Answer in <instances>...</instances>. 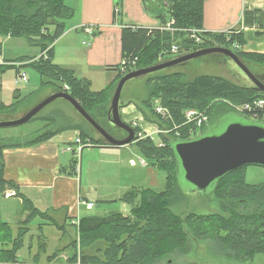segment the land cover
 I'll list each match as a JSON object with an SVG mask.
<instances>
[{
	"label": "trees",
	"instance_id": "obj_1",
	"mask_svg": "<svg viewBox=\"0 0 264 264\" xmlns=\"http://www.w3.org/2000/svg\"><path fill=\"white\" fill-rule=\"evenodd\" d=\"M142 1L146 10L164 26L172 19L175 23L171 29L151 31L124 28V57L138 58L136 68L130 69L129 72L172 59L169 57L173 55V45L180 47L181 54L213 46L233 50L234 44L242 48L245 45L242 32L232 31L226 35L204 29V6L209 0ZM73 15L74 10L66 4V0H0V36L25 38L47 54V58H19L17 61H7L6 64L0 65V74H5L13 68L19 74L22 68H31L40 77L38 91L24 99L15 96L12 105L0 104L1 116L15 115L23 106L26 108L31 104L41 91L54 88L56 92L62 91L72 95L99 123L100 119L107 118L112 92L124 75L118 76L115 85L94 92L90 81L77 78L73 70L53 62L54 44L65 33V23L71 20ZM51 26L55 27L53 31L49 30ZM192 30L201 32L199 34L206 40L204 45H197L190 39ZM235 52L246 65L251 63L264 66V54L247 53L243 50ZM65 85L69 87L68 90H65ZM146 85L147 99L132 104L160 129H173L174 125L162 122L150 104L152 99L158 98L170 110L175 124L182 126L180 138H177L175 133L160 135L165 147H157L150 137L137 138L134 143L141 154L166 176V189L156 192L145 188L126 193L123 201L128 204H135L136 199L140 197V204L129 216L110 213L105 216L82 217L77 224L78 240L75 239L69 246L57 249L48 261L54 262L68 251L66 264H175L172 257L177 253L186 252L192 238L195 241L215 240L225 249L228 256L235 258L237 264L254 263L257 256L264 255V182L259 185L248 184L247 167L242 168L225 176L213 189L221 209L229 213V216L221 213H189L187 216H180L171 208L176 203L179 170L172 143L189 141L200 135L197 129H194L192 134L189 133L190 128L184 125V111H206L211 122L214 110L219 106L222 105L225 113H238L235 107L254 103L259 99L264 100V93L221 77L198 76L188 82L186 74L179 72L153 74L146 80ZM242 115H245L246 119L264 124V113L257 115L258 119H254L251 113ZM40 121L46 124L24 139L3 138V129H0V197L8 190H13L15 196L22 199L23 213H28L15 234L11 226L2 219L0 211V264H20L18 253L29 234V226L38 218L51 221L63 235L66 233L65 226L58 225L48 214L39 211L33 202L22 194L15 182L5 178L4 152L8 149L32 148L70 131L79 132L81 140H90L93 146L106 145L94 138L93 129H87L84 123H76L65 114L54 112L49 117L37 116L30 122ZM134 129L136 134L140 132L139 127ZM200 130L205 133L207 126ZM75 167L76 163L72 166V174L75 173ZM241 207H244L243 210ZM42 229L43 227L39 226L38 230L43 239ZM42 239L39 242L41 250L45 245Z\"/></svg>",
	"mask_w": 264,
	"mask_h": 264
},
{
	"label": "crops",
	"instance_id": "obj_2",
	"mask_svg": "<svg viewBox=\"0 0 264 264\" xmlns=\"http://www.w3.org/2000/svg\"><path fill=\"white\" fill-rule=\"evenodd\" d=\"M66 4L74 10V15L71 20L66 21L65 33L54 44L53 62L60 67L73 70L77 78L90 81L94 92H100L118 81L119 65L125 55L124 28L151 31L162 29L163 26L160 20L146 10L142 0H66ZM86 26L93 27L95 33L86 34L84 32ZM54 28L51 26L49 30L53 31ZM204 29L213 33L242 32L245 38L242 50L247 53L264 54V0H209L204 6ZM2 38L0 54L4 53V42L12 37H0ZM247 65L249 68L252 66L250 63ZM253 66L255 69L260 68L258 65ZM17 79L18 74L11 85L4 81V75L0 76V104L12 105L15 96L24 99L39 89L36 87L27 92L26 85L23 83L21 85ZM133 108L135 107L131 104L121 110L125 122L138 120L141 116L140 110ZM135 111L139 115H134ZM143 119L146 120L142 116L140 121ZM145 123L142 125L138 122L139 127L150 132V125L153 124L146 121ZM37 127L34 125V128ZM34 128L32 125L31 130L26 133L6 131L9 133H4V138H21ZM14 133L17 135L13 136ZM67 133L70 132L32 148L8 149L4 152L5 178L15 182L22 194L28 197L39 211L48 214L58 225L66 227V233L63 235L51 221L38 218L29 226V234L26 236L28 242L39 244L42 239L39 226L44 229L56 227L55 234L51 235L52 241H49L51 239L47 234H44L42 239L56 244V249L62 241L63 247H67L76 239L77 224L82 217L96 216L90 213L89 209L94 207H90L89 204L98 206L101 200H96L97 198L106 197L102 201L106 204L117 197L123 199V193L129 189L127 185L124 186L129 178L128 170L134 173L136 171L133 169L138 166L137 161L127 155L129 145L118 148L92 145L82 149L83 167L78 169L75 160L78 152L72 154L67 149L70 146L74 150L77 148L75 140L79 132L74 138L66 137ZM94 138L99 139L95 135ZM85 156L92 163L84 178ZM133 161L135 165L132 164ZM74 163L76 170L72 174ZM263 182L264 180L261 183ZM0 211L2 219L11 226L15 234L28 215L23 213L22 199L16 197L13 190H8L0 197ZM68 254L67 251L59 257L63 259L61 262L56 260L45 264H66ZM19 263L26 264L21 260Z\"/></svg>",
	"mask_w": 264,
	"mask_h": 264
},
{
	"label": "rangeland",
	"instance_id": "obj_3",
	"mask_svg": "<svg viewBox=\"0 0 264 264\" xmlns=\"http://www.w3.org/2000/svg\"><path fill=\"white\" fill-rule=\"evenodd\" d=\"M173 20V19H172ZM170 20L169 22H171ZM164 28V25L162 26V29ZM44 33L46 31L44 30ZM3 37V36H0ZM3 41V38L0 39V41ZM4 53L0 54V58L3 62V64H6L7 61H17L19 58H29V59H35L38 60L39 58L42 57L44 54L41 51V48L38 46H34L30 44L25 38H10L9 40L4 42ZM2 50V48H1ZM178 55H171L169 58H174ZM251 64V63H250ZM251 66V70L260 78L261 80L264 81V66H259L260 68H256L255 66ZM21 72H25L27 74V77L30 81L28 83H23L27 87V92L32 88H40V77L39 75L31 68H22ZM184 73L186 74V81L191 82L193 81L196 77L198 76H213V77H221L226 80H229L237 85L243 86V82L233 73L232 68L229 64V60L227 57L221 55V54H211L207 56L200 57L198 59L192 60L184 65L172 67L170 69H167L163 73ZM17 70L16 69H10L6 71L5 74H0L4 75V81H7L9 84H13L14 78L17 76ZM156 75V74H154ZM153 75H148V76H143L140 78H137L131 82H129L123 91L122 99L123 101H126L129 98L136 99L138 101H144L148 97V89L146 85V80L148 77H151ZM21 83V85H23ZM37 88V89H38ZM54 88H46L45 90L41 91L39 94L36 95L35 99L32 101L31 104H29L26 108L23 106L21 109L18 110V112L15 115H7V116H1L0 115V120H9V119H16L25 113H27L31 108L35 107L38 104L41 103L43 100H45L49 94H51L52 91H57ZM24 90V87H23ZM39 90V89H38ZM36 90V91H38ZM35 91V92H36ZM115 89L112 92L108 108L110 107L112 96L114 93ZM15 98V97H14ZM44 98V99H43ZM43 99L42 101H40ZM40 101V102H39ZM151 106L153 107L154 111L155 109L162 105L165 107L162 103L161 100L158 98H154L150 101ZM221 105V104H219ZM245 105V104H244ZM242 105V106H244ZM222 106V105H221ZM219 106L216 108L213 113V117L211 122L208 125L210 127L208 129H211L218 125L220 121H222L225 117L229 116L233 119H236L238 121L244 120L246 118L244 115L245 113H242L237 110V108H240L242 106H237L235 107L236 111L238 113H225L223 111V108ZM136 108V106L134 105ZM133 108V110H135ZM168 109L167 107H165ZM169 110V109H168ZM170 111V110H169ZM187 111V110H186ZM58 112L60 115H66L69 119L73 120L76 123H84V126L87 127V129L92 128L87 124L83 118L74 110V108L66 101L63 100H58L51 105H49L47 108H45L38 116L41 117H46L49 115L51 116L52 113ZM206 112V111H205ZM171 113V112H170ZM185 111L183 112L184 115ZM207 113V112H206ZM141 116H139V119L135 120H130L126 121L128 124H130L132 127L136 128L139 126L138 122L143 125L146 124L148 121L143 113H139ZM137 111H135L134 115H139ZM155 114L160 117L156 112ZM248 114V113H247ZM262 113H260L261 115ZM142 116L146 120L140 121ZM185 117V116H184ZM161 119V117H160ZM258 119V118H257ZM128 120V119H127ZM174 120V119H173ZM249 120V119H248ZM250 121H253L252 119ZM101 124L108 129L113 135L119 137V138H124L126 136V133L122 130H119L118 128L110 125L107 121V118H102L100 119ZM163 122V121H162ZM172 122L170 120L164 122V123H169ZM36 123V124H35ZM38 123V124H37ZM153 125H150V132L154 137V142L156 145H159L163 140L161 139L162 137L158 136L156 134V131L159 129V127L153 122H150ZM175 123V121H174ZM45 122H30L26 125L19 126V127H12V128H6L3 129L1 132L4 138V133L8 134L10 131L11 132H17V131H25L29 132L33 125L37 128L32 129L30 133L23 134L21 138H26L28 134H34L36 131L40 130V127L45 125ZM137 124V126L135 125ZM148 126V125H146ZM155 127L154 129L152 127ZM188 126V125H185ZM204 126L200 128H194L199 130V136H201L202 133L200 129H202ZM189 127V126H188ZM30 129V130H29ZM207 129V130H208ZM34 130V131H33ZM206 130V132H207ZM9 131V132H6ZM205 132V133H206ZM78 133L77 131H70V133L65 134L66 137L74 138L75 134ZM17 135L16 133L13 134V136ZM95 137L99 138V134L97 132H94ZM29 135L28 137H30ZM145 136H148L146 134ZM198 136V137H199ZM19 138V137H18ZM20 138V139H21ZM135 153H133V152ZM127 155L130 157V159H134L137 161L138 166L134 168L136 172H132L130 169L129 171V178L127 181H125V185L129 188L127 191L123 193V197L126 195L131 190H141L145 188H150L156 192H162L166 189V176L162 174L156 167L152 165L140 152L138 149L137 145H132L130 144L128 146V151ZM87 156L84 157V178L87 176V173L89 172V169L91 168V161H88L86 159ZM143 157V158H140ZM89 158V157H88ZM139 158L143 159L146 161L147 165L144 167L142 164L139 163ZM90 159V158H89ZM77 162V167L80 169L83 167L82 164V158H81V153L76 154L75 158ZM246 175H247V183L251 185H257L258 183H261L264 180V168L259 167V166H249L246 168ZM177 197L176 198V203L171 207L172 211L180 216H187L189 213H195V214H217L221 213L225 216H229V213H225L221 209L220 201L215 197L213 193V188H210L207 192H202L198 189H196L194 186H192L190 183H188L185 178L182 169L180 168L178 170V182H177ZM139 193V192H137ZM138 195V194H137ZM106 199L104 198H97L96 200H101L98 203V206L94 208H90L89 211L92 215H109L111 212L112 213H120L125 216H129L132 214V210L136 208L140 204V197L136 199L135 204H128L123 201V199H120L117 197L116 199H112L114 201H111L110 203L102 202ZM244 207H241L243 210ZM52 227V226H51ZM46 229V232H45ZM43 228V234H47L49 238L51 239L53 234L56 232V227L52 228ZM17 233V231H16ZM26 238V237H25ZM28 237L26 238V243L24 239V246L23 248L19 251L18 253V259L19 261L21 260L22 262H25L26 264H45L48 261V258L51 255L52 252L55 251L56 249V244L54 243H49L48 241L44 240V249H40L39 244H32L29 241ZM76 239L78 240V235H76ZM49 241H52L49 240ZM74 241V240H73ZM40 242V241H39ZM64 241H62L61 245L57 249L64 248L63 247ZM56 249V250H57ZM186 252L177 253L172 257L174 260L175 264H237L235 261V258L232 256H228L227 252L225 249L215 240L213 239H205V240H198L195 241L192 238H190V244L186 249ZM61 256V255H60ZM59 256V257H60ZM63 260V259H62ZM60 258L57 261H62ZM37 262V263H36ZM21 263V262H20ZM24 264V263H23ZM166 264V263H165ZM247 264H264V255H259L255 258L254 263H247Z\"/></svg>",
	"mask_w": 264,
	"mask_h": 264
},
{
	"label": "water",
	"instance_id": "obj_4",
	"mask_svg": "<svg viewBox=\"0 0 264 264\" xmlns=\"http://www.w3.org/2000/svg\"><path fill=\"white\" fill-rule=\"evenodd\" d=\"M211 54H221L228 58L233 73L244 83L264 93V81L246 65L232 49L213 46L198 51L178 55L151 67L135 69L119 80L113 93L107 121L110 125L126 133L124 138L113 135L95 120L82 105L67 92H54L24 115L9 120H0V129L19 127L28 124L52 103L63 100L99 134L100 140L110 147H124L136 142L134 127L124 121L121 110L137 103L138 100L123 101L125 86L140 77L164 72L172 67L184 65L192 60ZM179 169L185 180L196 189L207 192L230 173L249 166L264 168V124L248 119L238 121L229 116L206 134L189 141L172 143Z\"/></svg>",
	"mask_w": 264,
	"mask_h": 264
},
{
	"label": "built area",
	"instance_id": "obj_5",
	"mask_svg": "<svg viewBox=\"0 0 264 264\" xmlns=\"http://www.w3.org/2000/svg\"><path fill=\"white\" fill-rule=\"evenodd\" d=\"M174 20H172L171 22H168V24L166 26H164L163 29L167 28V29H171L172 25L174 24ZM84 32L88 35H93L95 33V29L91 26H86L84 28ZM199 33V31L196 30H192L190 31V39L194 41V43H196L197 45H204V43L206 42V40L204 39V37H202ZM231 32H226V35H229ZM242 50V47H240L238 44H234L233 46V51H239ZM171 53L173 55H181V49L180 47H178L177 45H173L171 48ZM42 56L47 58V54L44 53ZM138 62V58H127L124 57L122 62L120 63V74L122 75H126L127 73H129L130 69L136 68ZM3 62L0 58V65H2ZM18 82L20 83H27L29 81L27 74L25 72H20L18 74ZM69 87L65 85V90H68ZM238 111L242 112V113H248V114H252L254 115L253 118L256 119L258 118L260 113H264V100L263 99H259L257 101H255L254 103H249V104H245L244 106L237 108ZM155 112L161 117V120L163 122H166L168 120L172 121L169 123H172L173 129H158L156 131V134L158 136H160L161 134L164 135H169L171 133H175V136L177 138H180L182 136L181 133V127L177 124L174 123L172 114L170 113V111L168 109H166L165 107H163L162 105L158 106L155 109ZM258 115V116H257ZM186 122L184 125H188L189 126V133L192 134L194 132V128H200L204 125H208L209 122V116L206 112H201L199 110H194V109H190L185 111L184 113ZM137 126V124H135ZM139 127V126H138ZM140 128V127H139ZM146 134H148V136H145ZM145 137H150L151 139L154 140V137L151 133H148L147 131H144L143 128H140V132L136 134V139H143ZM75 144L77 145V148L74 150L71 146L68 147V152L70 153H81L82 149L86 146H92V143L90 142V140H87L86 142H83L80 138V136L77 137V139L75 140ZM156 144V143H155ZM157 147H165L164 142L162 141L159 145H157ZM140 164H142L144 167L147 165L146 161H144L143 159H139ZM133 165H135V162H132ZM85 204V203H84ZM90 207H95V204H89Z\"/></svg>",
	"mask_w": 264,
	"mask_h": 264
}]
</instances>
